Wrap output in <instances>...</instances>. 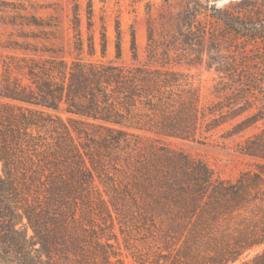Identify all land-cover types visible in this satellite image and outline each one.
I'll list each match as a JSON object with an SVG mask.
<instances>
[{
	"label": "trees",
	"instance_id": "16d2710c",
	"mask_svg": "<svg viewBox=\"0 0 264 264\" xmlns=\"http://www.w3.org/2000/svg\"><path fill=\"white\" fill-rule=\"evenodd\" d=\"M216 1L188 0L171 32L151 28L144 62L133 34V63H119V29L116 61L81 58L79 5L75 58L23 48L2 61L0 264H123L116 222L175 264L252 252L244 264H264V0ZM107 44L103 33V58ZM88 47L93 57L92 36ZM204 63L219 76L209 103L177 69ZM225 127L226 139L258 130L236 145L256 170L234 181L165 142Z\"/></svg>",
	"mask_w": 264,
	"mask_h": 264
},
{
	"label": "rangeland",
	"instance_id": "374dc122",
	"mask_svg": "<svg viewBox=\"0 0 264 264\" xmlns=\"http://www.w3.org/2000/svg\"><path fill=\"white\" fill-rule=\"evenodd\" d=\"M188 0H0V65L7 56H22L21 49L55 51L71 60L77 56L75 50L76 32L74 13L79 5L80 30L84 40V53L81 58L91 61H116L118 29L121 33L122 59L119 63L131 65L132 36L135 34L140 61L146 59L149 30L157 34L166 30L169 21L184 10ZM217 7L225 8L237 1L217 0ZM89 6L92 15L89 16ZM91 18V20H90ZM105 33L108 44L106 57H102L101 37ZM94 37L95 55H88V39ZM3 47H8L5 49ZM252 55V53L250 54ZM177 69L189 75L194 86L200 90L204 103L213 100V87L219 81L215 69H207L205 63L199 66L183 64ZM1 74V67H0ZM6 103L0 97V107ZM260 126V125H259ZM229 129L225 127L213 133L202 142H182L165 140L173 149L206 162L215 175L223 180L234 181L242 172L256 170L254 161L237 151L236 145L245 137L256 133L250 129L243 137L224 138ZM1 172V164H0ZM115 234L120 244L123 264H175V252L171 255L163 243L145 235L146 231L124 228L116 222ZM148 238V239H147ZM114 243V241H113ZM256 252L244 256L231 264H244ZM113 261H116L113 259Z\"/></svg>",
	"mask_w": 264,
	"mask_h": 264
},
{
	"label": "water",
	"instance_id": "95a60500",
	"mask_svg": "<svg viewBox=\"0 0 264 264\" xmlns=\"http://www.w3.org/2000/svg\"><path fill=\"white\" fill-rule=\"evenodd\" d=\"M232 1H240V0H232Z\"/></svg>",
	"mask_w": 264,
	"mask_h": 264
}]
</instances>
